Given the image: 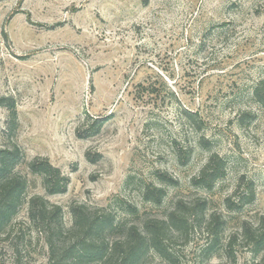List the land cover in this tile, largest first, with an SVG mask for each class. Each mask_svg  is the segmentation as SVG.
Here are the masks:
<instances>
[{"label":"rangeland","instance_id":"rangeland-1","mask_svg":"<svg viewBox=\"0 0 264 264\" xmlns=\"http://www.w3.org/2000/svg\"><path fill=\"white\" fill-rule=\"evenodd\" d=\"M260 81L264 0H0V100L9 99L0 104V149H20L29 194L59 205L67 226L73 203L117 216L133 203L139 218L129 219L142 221L199 199L222 215L210 256L196 224L171 240L175 260L153 255L147 264H261L241 240L231 253L224 248L244 220L264 217V106L253 95ZM214 154L226 175L208 190L193 178ZM38 157L68 177L64 193H47L30 173ZM149 184L166 190L162 205L144 199ZM231 197L245 204L234 211ZM29 224L25 204L17 232L0 236V264H15L18 250L24 264H49Z\"/></svg>","mask_w":264,"mask_h":264},{"label":"trees","instance_id":"trees-1","mask_svg":"<svg viewBox=\"0 0 264 264\" xmlns=\"http://www.w3.org/2000/svg\"><path fill=\"white\" fill-rule=\"evenodd\" d=\"M253 95L264 106L263 81L254 86ZM3 100L9 99L2 98L1 105L5 103ZM188 113L199 127L203 126V119L194 117L196 112L189 110ZM95 132L89 131V134ZM19 161L20 149L16 145L0 149V236L17 232L13 221L27 204L30 238L35 232L44 241L49 264H147L153 255L173 261L171 240L187 237L196 224L204 226L208 234L209 241L201 251L210 256L225 230L222 215L208 213L207 201L199 199L190 203L179 200L167 217H148L142 221L129 219V216L139 218L140 208L133 203L126 202L122 206L125 213L121 216L86 203H73L72 224L67 226L59 205L52 204L43 195L28 193L30 180L27 174L17 169ZM28 168L31 174L41 178L47 193L60 194L67 190L68 177L48 158H35L29 161ZM225 175L224 160L214 154L199 175L193 178V183L212 190ZM162 178H167L172 184L178 182L170 175H162ZM165 196L166 190L162 187L153 184L144 187L143 197L153 205H162ZM227 203L234 211L245 204L240 197L228 198ZM237 240L250 247V251L260 256L259 261L264 264V217L259 223L244 220L224 241L226 252L233 251ZM17 253L15 264H24L22 251Z\"/></svg>","mask_w":264,"mask_h":264}]
</instances>
